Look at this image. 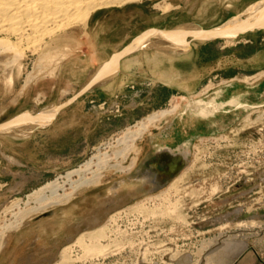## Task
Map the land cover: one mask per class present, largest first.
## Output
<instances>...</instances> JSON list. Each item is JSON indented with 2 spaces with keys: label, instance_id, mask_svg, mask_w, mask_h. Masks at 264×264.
<instances>
[{
  "label": "rangeland",
  "instance_id": "374dc122",
  "mask_svg": "<svg viewBox=\"0 0 264 264\" xmlns=\"http://www.w3.org/2000/svg\"><path fill=\"white\" fill-rule=\"evenodd\" d=\"M255 1L137 0L100 10L87 30L92 46L79 26L84 45L73 57L52 53L38 62L27 54L21 68H0V125L70 101L100 60L137 33L188 24L213 29ZM162 40L152 42L169 46ZM188 41L191 51L175 60L143 47L140 65L135 58L138 66L113 87L85 91L28 137L0 130V225L8 209L24 207L29 194L105 148L110 164L123 168H108L100 183L8 232L0 264H264V29L233 44L222 37ZM28 76L37 78L26 86ZM190 98L241 105L204 119L186 111ZM164 110L173 111L117 159L126 146L120 136ZM184 143L188 158L169 170L171 154L161 148Z\"/></svg>",
  "mask_w": 264,
  "mask_h": 264
},
{
  "label": "bare ground",
  "instance_id": "6f19581e",
  "mask_svg": "<svg viewBox=\"0 0 264 264\" xmlns=\"http://www.w3.org/2000/svg\"><path fill=\"white\" fill-rule=\"evenodd\" d=\"M134 1L137 0H0V68L7 69L13 66H19L21 68L23 63L20 59L24 56L29 57L27 54H30V56L37 55L38 62H43L49 56L52 57V53H55L56 56L71 54L73 57L79 47L83 45L80 39L78 40L77 27L83 26L85 28L84 35L87 37V42L90 43V36L87 30L89 19L93 13L111 7H122ZM232 22L236 23L232 24ZM257 23H264V1L251 5L248 10V16L245 19H241V16L232 18L220 32L225 36L228 44H233L236 39L235 36L240 31L246 30ZM216 30L208 29L204 31L193 25L177 27L173 32H168L174 34L173 36H175L174 39L177 43V47H174L173 53L181 54L183 50L189 49V41L184 39L185 35L183 33H190L199 39H205ZM140 39H138L137 44ZM160 44L158 47L161 46ZM161 47L162 49L164 48L163 46ZM49 62H51L50 58ZM29 77L25 79V84L27 85L35 80L37 76ZM8 80L10 84L13 83L11 76L8 77ZM227 104L231 106L235 105L236 107L241 105L236 100L228 103H217L214 100L205 101L204 99L190 98L186 111L192 116L198 115L205 119L214 116ZM171 111H160L148 117L146 121L140 122L134 130L128 129V132L124 133L125 136H120L117 141L124 143L126 146L122 150L114 153L117 159L119 156L130 152L135 147L137 139L141 138L155 122L165 117ZM44 113L33 117L24 113L9 123L2 125V131L5 130V134H10L11 131L15 130L19 131L17 132V136L28 137V135L30 136L32 134V129L38 126H44L50 122L51 118L49 117L54 115L55 109L46 110ZM11 134L15 135V133ZM111 147L108 146V148ZM105 149L104 152L102 151L98 155L92 156V158L79 168L67 172L66 175L44 184L32 194H29L24 207L16 205L14 208L8 209L10 218L6 219L0 225V253L6 244L7 233L19 230L23 222L34 213H42L50 206L67 203L80 190L100 183L108 168L119 167L120 170H123L120 164H110L112 158L108 154V149ZM161 149L163 151L168 149L171 154L169 170L177 171L180 168V157L184 159L188 158L187 144L185 143L175 149L168 147ZM7 158L10 159L9 156ZM124 169L126 170V168ZM159 197L157 196L155 199H159ZM150 198H147V200H150ZM31 203H33V206H30ZM53 225L57 224L53 223L52 227ZM104 231L105 228H101L95 230L92 234L96 238H101ZM229 243L235 242L230 240ZM103 251L105 249L99 253Z\"/></svg>",
  "mask_w": 264,
  "mask_h": 264
},
{
  "label": "crops",
  "instance_id": "0c3cea01",
  "mask_svg": "<svg viewBox=\"0 0 264 264\" xmlns=\"http://www.w3.org/2000/svg\"><path fill=\"white\" fill-rule=\"evenodd\" d=\"M260 1H264V0H256L255 2L249 4L247 6V9L251 5H253V4L257 3V2H260ZM124 6H126V5H124ZM247 9H245V10H247ZM102 10H104V9H102ZM99 11L100 10L96 11L95 13H93L91 15V17L89 19V22H88V29H89L91 18H93V15L96 14L97 12H99ZM188 25L197 26V25H194V24H188ZM197 27L200 28L201 30L205 31V29L203 27H200V26H197ZM113 28H114V26H113ZM119 28H120V26L116 25L115 29H119ZM174 29H176V27L175 28H170V29L151 28V29L144 30V31H142L140 33H137L136 35L131 37L129 42H127L126 44L122 45L121 47L119 46L117 50L113 51V53H112L113 55L111 54L112 56H110L108 59L100 60L101 64H105V63H109V64H106V67L104 66L105 68L104 67L100 68L98 73H96L94 76L92 75V77H90V78H93L92 82H94V81L97 82L95 87H99V86H109V87L112 86L113 87V85L118 80V77L120 76V74L127 73V72L129 73V72L132 71V68H134L135 66L140 65L141 62H140L139 55L146 48H148V50H151V49L156 50L157 51L156 52L157 54H155L156 57L157 56H159V57L160 56H164V57H168L169 59L173 58L174 60L178 59L181 56H184L186 53L191 51L192 46H191V42L189 41V49L183 50V52L181 54L173 53L174 47H177V43H176V40L174 39L175 38V36H173L174 34L173 33H168V32H173ZM183 34L185 35L184 39H186L187 41H188L189 37H193V38H196V39L198 38V37H195L193 34H190V33H188V34L187 33H183ZM157 36H163V40L165 39L167 42H169V44H168L169 46H165L166 48L164 47L163 49H162L161 46L158 47L159 42H152L154 39L157 40ZM138 39H140V40H139V43L137 44ZM200 39H202V38H200ZM150 40H151V43L149 44L148 42ZM139 44H140V46H138ZM90 45L91 46L93 45L91 43V41H90ZM91 46L88 47L89 50L93 48V47L91 48ZM143 47H146V48H143ZM128 48H129V51L122 57L123 59L125 58V60L122 61V58L120 60L119 59H112L111 60V57H113L114 55H116V54H118V53H120V52H122V51H124V50H126ZM135 58L138 61V65L137 64H134V65L132 64L135 61L134 60ZM69 63H71V62H69ZM101 70H103V71L101 72ZM104 73H106V74H104ZM101 77H103V78L100 79ZM25 85L27 86V84H25ZM44 112H46V111H44ZM44 112H43V114H45ZM54 116H55V114L52 117H49V118H51L50 122L54 119ZM30 117H33V116H30ZM44 118H46V117H44Z\"/></svg>",
  "mask_w": 264,
  "mask_h": 264
},
{
  "label": "water",
  "instance_id": "95a60500",
  "mask_svg": "<svg viewBox=\"0 0 264 264\" xmlns=\"http://www.w3.org/2000/svg\"><path fill=\"white\" fill-rule=\"evenodd\" d=\"M248 10H249V8L247 9V10H245V11H243L241 14H239V15H237V16H241V19H245L247 16H248ZM236 17V16H235ZM233 19H234V17H232ZM232 18H230L227 22H224L223 24H221V25H219V26H217V27H215V28H213V30H215V29H217L216 31H214L211 35H209L208 37H206L205 38V40H212V39H216V38H219V37H222V38H225V36H223L222 35V33L220 32V30L222 29V28H224L225 26H227V23L232 19ZM236 23V22H235ZM234 22H232V24H235ZM229 25V24H228ZM260 29H264V23H257L256 25H253V26H251L250 28H248V29H244V30H242V31H240L236 36H235V38H237L239 35H241V34H244V33H247V32H252V31H257V30H260ZM129 51V48L128 49H126V50H124V51H122V52H120V53H118V54H116V55H114L112 58H111V60L112 59H121L127 52ZM106 64H109V63H105V64H103L101 67H99L96 71H95V73L93 74V76L96 74V73H98L99 72V69L100 68H103L104 66L106 67ZM104 67V68H105ZM103 70H101V72H102ZM118 71V70H117ZM104 74H106V73H104ZM103 74V75H104ZM111 76V75H110ZM103 77H101L100 79H102ZM92 80H93V78H90L88 81H87V83L82 87V89H81V91L78 93V95L77 96H75L74 98H72L70 101H68V102H66V103H64V104H62V105H60V106H57V107H55V115L57 114V112L59 111V110H61V109H63L64 107H66L67 105H69L70 103H72L78 96H80V95H82L85 91H87V90H89V89H91V88H93V87H95V85L97 84V82H92ZM99 80V79H98ZM55 117V116H54ZM1 129H3V127H2V125H0V130Z\"/></svg>",
  "mask_w": 264,
  "mask_h": 264
}]
</instances>
